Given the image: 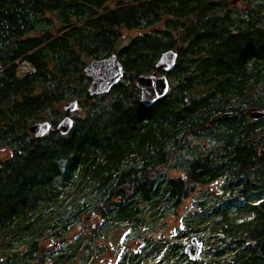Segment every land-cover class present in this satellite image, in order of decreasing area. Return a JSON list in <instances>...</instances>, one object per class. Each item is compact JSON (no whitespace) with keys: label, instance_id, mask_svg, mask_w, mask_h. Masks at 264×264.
I'll use <instances>...</instances> for the list:
<instances>
[{"label":"trees","instance_id":"obj_1","mask_svg":"<svg viewBox=\"0 0 264 264\" xmlns=\"http://www.w3.org/2000/svg\"><path fill=\"white\" fill-rule=\"evenodd\" d=\"M124 28L144 32L119 47ZM171 49L174 69L159 70ZM113 53L125 75L89 94L88 62ZM23 62L32 69L21 72ZM154 72L170 87L146 105L136 80ZM76 99L73 126L60 133L61 103ZM45 120L51 130L35 136ZM261 147L264 0H0V264H43L41 239L65 238L86 211L101 224L49 264H88L100 233L119 222L150 248L143 229L152 234L193 186L212 183L218 191L200 192L170 263L264 264ZM192 236L205 244L199 261L185 253Z\"/></svg>","mask_w":264,"mask_h":264},{"label":"rangeland","instance_id":"obj_2","mask_svg":"<svg viewBox=\"0 0 264 264\" xmlns=\"http://www.w3.org/2000/svg\"><path fill=\"white\" fill-rule=\"evenodd\" d=\"M143 32L144 31L140 29H122L123 35L118 43V46L121 47L123 45H126L130 40H132L139 34H142ZM19 69L21 72H26L30 71L32 68L26 62H23L20 65ZM68 102L70 101L68 100L61 103V107L64 108V106ZM75 111L77 112V110ZM75 111L72 112V115H76ZM7 152L8 151L6 149H0V157L4 156ZM170 175L175 178H183V180H185L186 178V175L183 172L174 169H170ZM217 184L218 183H212L206 186H193L192 192L186 199H184L182 204L176 210L175 214L169 215L163 220V226L160 225L159 227H157L158 229L152 234L144 228L143 230L148 235V237L153 236L155 238V242L150 248L141 250L143 246V239L138 236L129 237L133 230L131 224L127 222H119L113 224L112 226H109L104 234L100 233V235L98 236L95 242L97 252L94 254V258L92 256L89 259L88 264L90 262H92V264H118V262H120L119 258H122V261L119 264H132L134 260H131V257L128 253H136L137 260L134 261V264H172L173 260H171L167 256V251L169 250L170 245H172L175 241L174 237L179 230L188 231L189 228L185 225L186 215L198 214L201 211V206L200 204H198L200 192L204 189H208L211 192H216L218 191ZM243 213L245 212H238L235 214V216L240 218L243 217V215L246 216L247 214H249L247 212L246 214ZM102 221L103 217L98 212H84L79 216L78 221L74 224L73 228L65 238L59 236L60 234L54 237L53 235L48 234L45 238L41 239L38 247V259L39 257H46L47 259L43 264H49L51 261V255L55 253L56 250H59L60 253H62L61 251L68 250L69 248L66 247V243H70L76 236L80 234L93 233L97 228L96 226L100 225ZM200 233V238L206 241V237L202 236L205 235L206 232L201 230ZM181 241H183V238L180 239V242ZM85 243H90L89 238L85 241ZM208 246L212 247L213 245L210 243ZM88 252L89 251L85 252V256L90 255L87 254ZM224 255H226V253ZM203 258L205 257L203 256ZM171 261L172 263H170ZM223 262L225 263L226 260H224ZM77 263L85 264V262H83L82 260Z\"/></svg>","mask_w":264,"mask_h":264},{"label":"water","instance_id":"obj_3","mask_svg":"<svg viewBox=\"0 0 264 264\" xmlns=\"http://www.w3.org/2000/svg\"><path fill=\"white\" fill-rule=\"evenodd\" d=\"M177 60V51L168 50L160 57L157 68L166 72L174 69ZM85 73L92 78L88 92L91 95H99L108 92L125 75V71L115 53L102 59L94 58L90 60L85 68ZM136 85L141 91V100L146 105L153 104L156 100L164 96L170 87L169 79L166 73L159 75L157 72L140 76L136 80ZM79 107V100L68 102L64 109L65 117L58 123L57 131L68 133L74 123L71 113ZM49 120L40 121L31 126L33 134L40 137L51 130ZM259 155L264 161V147L259 149ZM204 243L197 236H192L185 246V253L191 260L198 259L203 251Z\"/></svg>","mask_w":264,"mask_h":264},{"label":"flooded vegetation","instance_id":"obj_4","mask_svg":"<svg viewBox=\"0 0 264 264\" xmlns=\"http://www.w3.org/2000/svg\"><path fill=\"white\" fill-rule=\"evenodd\" d=\"M92 218H93V217H92ZM128 254H129L130 257H132V259H133L134 261L137 260L136 253H134V254H130V253H128ZM199 259H200V258H198L197 260L199 261ZM119 260H120V262H118V264L121 263L122 258H119Z\"/></svg>","mask_w":264,"mask_h":264}]
</instances>
